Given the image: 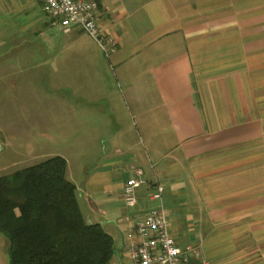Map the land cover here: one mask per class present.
<instances>
[{
  "label": "crops",
  "instance_id": "obj_1",
  "mask_svg": "<svg viewBox=\"0 0 264 264\" xmlns=\"http://www.w3.org/2000/svg\"><path fill=\"white\" fill-rule=\"evenodd\" d=\"M96 1L118 41L112 57L81 29L57 28V82L73 77L90 108L120 110L105 147L78 153L73 178L67 161L85 220L112 235L120 258L135 213L123 188L142 169L165 186L181 246L210 264H264V0ZM0 264H10L1 232Z\"/></svg>",
  "mask_w": 264,
  "mask_h": 264
},
{
  "label": "rangeland",
  "instance_id": "obj_2",
  "mask_svg": "<svg viewBox=\"0 0 264 264\" xmlns=\"http://www.w3.org/2000/svg\"><path fill=\"white\" fill-rule=\"evenodd\" d=\"M1 3L0 176L61 154L69 162L68 175L73 178L80 164L78 153L85 152L87 159L105 147V140L99 139L115 133L119 125L114 119L120 110L105 102L90 108L74 91L73 77L57 82L59 27L48 24L40 29L28 24L33 20L51 22L36 0ZM79 134L84 139L78 140Z\"/></svg>",
  "mask_w": 264,
  "mask_h": 264
},
{
  "label": "trees",
  "instance_id": "obj_3",
  "mask_svg": "<svg viewBox=\"0 0 264 264\" xmlns=\"http://www.w3.org/2000/svg\"><path fill=\"white\" fill-rule=\"evenodd\" d=\"M67 160L56 155L0 176V232L10 264H111L112 235L88 223Z\"/></svg>",
  "mask_w": 264,
  "mask_h": 264
},
{
  "label": "built area",
  "instance_id": "obj_4",
  "mask_svg": "<svg viewBox=\"0 0 264 264\" xmlns=\"http://www.w3.org/2000/svg\"><path fill=\"white\" fill-rule=\"evenodd\" d=\"M38 1L53 26L65 32L74 27L81 29L99 45L107 58L116 52L118 41L103 30L96 0ZM143 174L142 169H136L123 188L125 205L135 213L117 264H210L195 247L178 243L164 204L165 186L159 181L148 182ZM143 186L148 190L145 205L138 196V190Z\"/></svg>",
  "mask_w": 264,
  "mask_h": 264
}]
</instances>
